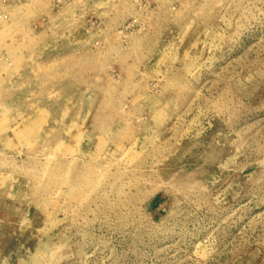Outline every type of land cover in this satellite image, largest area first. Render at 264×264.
Segmentation results:
<instances>
[{"label":"rangeland","instance_id":"374dc122","mask_svg":"<svg viewBox=\"0 0 264 264\" xmlns=\"http://www.w3.org/2000/svg\"><path fill=\"white\" fill-rule=\"evenodd\" d=\"M0 264H264V0H0Z\"/></svg>","mask_w":264,"mask_h":264},{"label":"built area","instance_id":"2783aa9c","mask_svg":"<svg viewBox=\"0 0 264 264\" xmlns=\"http://www.w3.org/2000/svg\"><path fill=\"white\" fill-rule=\"evenodd\" d=\"M2 1H5L6 2V1H9V0H2ZM0 19L7 20L8 19V15L5 14V13L4 14H1L0 15Z\"/></svg>","mask_w":264,"mask_h":264}]
</instances>
